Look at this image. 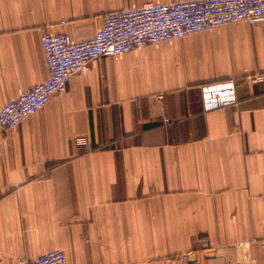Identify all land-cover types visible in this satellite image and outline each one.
Masks as SVG:
<instances>
[{
  "label": "crops",
  "instance_id": "0c3cea01",
  "mask_svg": "<svg viewBox=\"0 0 264 264\" xmlns=\"http://www.w3.org/2000/svg\"><path fill=\"white\" fill-rule=\"evenodd\" d=\"M148 1L173 0H0V108L48 78L46 30L88 39ZM263 71L243 20L95 59L0 125V264H264Z\"/></svg>",
  "mask_w": 264,
  "mask_h": 264
},
{
  "label": "built area",
  "instance_id": "2783aa9c",
  "mask_svg": "<svg viewBox=\"0 0 264 264\" xmlns=\"http://www.w3.org/2000/svg\"><path fill=\"white\" fill-rule=\"evenodd\" d=\"M243 20L253 24L264 21V0L148 1L107 13L94 36L83 40H74L66 32L46 30L42 43L49 76L6 102L0 108V125L18 126L53 96L66 91L71 76L87 70L95 59L130 53ZM247 79L263 82L264 71L250 73ZM164 121L170 123L171 118L165 117ZM180 256L189 264H204L193 262L188 252ZM20 264H68V259L63 249H53L36 259L22 257Z\"/></svg>",
  "mask_w": 264,
  "mask_h": 264
}]
</instances>
